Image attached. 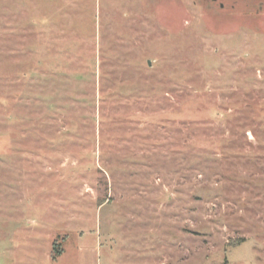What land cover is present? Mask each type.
I'll return each mask as SVG.
<instances>
[{
    "label": "rangeland",
    "instance_id": "1",
    "mask_svg": "<svg viewBox=\"0 0 264 264\" xmlns=\"http://www.w3.org/2000/svg\"><path fill=\"white\" fill-rule=\"evenodd\" d=\"M92 246L264 264V0H0V264Z\"/></svg>",
    "mask_w": 264,
    "mask_h": 264
},
{
    "label": "crops",
    "instance_id": "2",
    "mask_svg": "<svg viewBox=\"0 0 264 264\" xmlns=\"http://www.w3.org/2000/svg\"><path fill=\"white\" fill-rule=\"evenodd\" d=\"M96 249L92 246L91 247V251L89 252V254H84V256L79 257V264H84L85 260L89 261V264H97L96 262Z\"/></svg>",
    "mask_w": 264,
    "mask_h": 264
},
{
    "label": "trees",
    "instance_id": "3",
    "mask_svg": "<svg viewBox=\"0 0 264 264\" xmlns=\"http://www.w3.org/2000/svg\"><path fill=\"white\" fill-rule=\"evenodd\" d=\"M53 250H54V253H55V255L53 256V258H54V257H56V254H58L61 250L58 249L57 247H55V244H54Z\"/></svg>",
    "mask_w": 264,
    "mask_h": 264
}]
</instances>
